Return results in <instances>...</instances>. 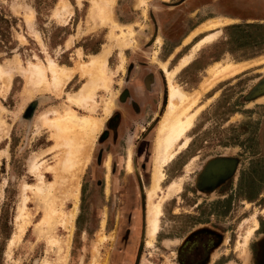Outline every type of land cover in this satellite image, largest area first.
I'll return each mask as SVG.
<instances>
[{
	"label": "rangeland",
	"instance_id": "374dc122",
	"mask_svg": "<svg viewBox=\"0 0 264 264\" xmlns=\"http://www.w3.org/2000/svg\"><path fill=\"white\" fill-rule=\"evenodd\" d=\"M92 1L0 0L6 21L0 26L9 31L2 39L11 45L0 50V65L11 75L7 85L0 82V264H177L183 236L214 228L225 233L214 261L252 264L264 242V204L246 201L258 193L264 201V0H113V24L100 25L90 11L104 1ZM210 33V42L193 49ZM103 52L108 86H98L85 107L68 101L88 81L80 71L60 94L48 82L33 89L27 83L30 64L50 59L75 68ZM225 63L246 66L212 81V67ZM170 84L198 96L187 112L190 128L162 167L152 202L173 190L161 202L151 237L147 196ZM68 110L99 125L83 143L84 165L75 176L62 167L67 147L46 124ZM194 135L199 138L191 142ZM193 150L201 153L191 161ZM217 154L238 158L234 185L212 191L192 185ZM256 219L263 230H255Z\"/></svg>",
	"mask_w": 264,
	"mask_h": 264
},
{
	"label": "bare ground",
	"instance_id": "6f19581e",
	"mask_svg": "<svg viewBox=\"0 0 264 264\" xmlns=\"http://www.w3.org/2000/svg\"><path fill=\"white\" fill-rule=\"evenodd\" d=\"M96 1H92L93 4ZM103 1H104L103 3L100 1L102 4H96L95 3L94 5H92L91 11H90V16L93 19L95 25H97V24L100 25V24H104L106 21H111V19L109 17L110 16L109 15V13H110L109 7H110V4L112 3L113 0H103ZM63 8H67V4H65V2H63ZM107 14H108V16H107ZM104 16L106 19L103 18ZM110 23H112V21ZM110 23H108V24H110ZM210 25L211 24L205 25L204 27L202 26L203 27L202 29L203 30L208 29L210 27ZM214 36H215V34H213V33L205 35L196 44V46L193 49H195L198 45H202L204 43L210 42L214 38ZM126 38H127L126 35L125 36L122 35V37L120 36V39L123 40L124 42H125V40H127ZM188 40H189V38L186 41H188ZM193 52L194 51L192 50L189 53V55H187L181 59L176 70L180 69L182 66H184L185 64H187L191 60V58L193 56ZM250 63H252V62H250ZM250 63H248V64H250ZM105 65H106V53L103 52L97 56L95 55L91 60H89V62L87 64H81L80 66L75 67V68L59 66L54 61L49 59L46 64H42V63L30 64L24 73L27 75V83L32 86L31 89L37 88L38 86L46 84L48 82L49 85L56 92L59 93L62 90V88L66 85V83L71 79L73 74L77 71H80V73L82 75H85L88 77V81L86 84H84L79 89L78 96H68V101L70 102V104L85 107L88 105V104L86 105L87 101L92 99V96L94 95V91L96 90V88L98 86L101 85L102 87H105V89L108 86V85L106 86V84L104 83V76L103 75H104V71H105L104 70ZM216 65H214L215 67H212V69L210 70L212 73L211 74L212 75V81H216V80L223 78L227 75L237 73V72L241 71L246 66V64H241V63H238V64L225 63V64H220L218 66H216ZM5 68L6 67H2L0 65V80H1L0 82L2 84L5 83L7 85L6 82H8V80L10 79L9 76H11V75L8 73V70H6ZM168 75H169V79H171V76L173 75V73L171 74L168 72ZM210 82H211V80H210ZM208 84H206L205 86L202 85V88L204 89V87H206ZM194 96L195 97H190L185 92L180 90L178 86L170 84L169 102H168V106H167V111H166L164 117L162 118V121L160 122L157 137L155 140V151H156V157L154 158L155 167L153 166L154 167L153 181H152L151 189L149 190L148 196H147V198H148L147 233L151 237H153L158 232L159 217L161 215V202H162V200H164V197H167L170 195L171 191L173 190V187H169L167 189L165 196H163L161 194L159 196H157L158 197L157 202H152V198L156 195V192L159 190V186H160L159 183L163 178V173L161 171L162 167L167 162L171 161L172 158L174 157L175 153L172 151V147H173L174 143L181 136L184 135V133L190 128V126L192 124L193 115H189L187 112H188L189 108L196 102L198 93H196V95H194ZM109 103L110 102L108 100V103L106 105L107 108L110 107ZM100 119H98V120H100ZM46 124L51 129L55 130L56 136L61 138V140L63 141V144L67 147V149L65 150V155L63 156V159L61 160L62 161V167H64V169L66 171L71 173V175L75 176L76 173L79 172V170H80V172L82 171L83 167L82 166L79 167V165L81 163L84 165V161L81 162L83 160V157H82V159H78L79 153L82 152L81 148L83 146V143L87 142V140H90L91 134L99 126L98 122L96 120L78 115L74 111L68 110L62 116H58L57 118H55L53 120L47 119ZM79 138H80V140H79ZM187 142H188V140L185 139V141L182 143V145L179 148L186 146ZM90 146L88 148H90ZM80 149H81V151H80ZM87 151H89V150H87ZM80 154L83 155L84 153H80ZM85 162H86V159H85ZM32 168H33V170H37L38 166L36 164H34ZM77 184H78V181L76 182V185ZM72 185H73V182H72ZM30 187L31 186L26 185L23 188V192ZM33 189L35 191L41 192L43 194V188L42 187L36 186ZM50 190H51V188H47V191L50 192ZM74 190H75L74 191L75 194L73 193V191H72V193L74 194L73 198L76 202L78 200V190L77 189H74ZM42 196H44V195H42ZM75 210H76V203L74 204L73 210L70 214L71 221L74 218ZM51 212H53L52 209H51ZM13 244H14V239H11L9 242V248H11Z\"/></svg>",
	"mask_w": 264,
	"mask_h": 264
},
{
	"label": "flooded vegetation",
	"instance_id": "af4514ba",
	"mask_svg": "<svg viewBox=\"0 0 264 264\" xmlns=\"http://www.w3.org/2000/svg\"><path fill=\"white\" fill-rule=\"evenodd\" d=\"M199 136L194 135L191 138V142L194 139H198ZM205 140V139H202ZM208 144V143H206ZM204 152V151H203ZM201 150H193L191 161L195 157H199L198 154ZM204 155V154H203ZM239 160L236 157H228L226 155H213L210 159L203 164L201 170L197 173L196 178L192 185H197L198 188L206 191H212L213 189L225 190L232 183V179L235 175ZM235 185H244L243 182L238 181ZM239 191L235 194L236 198H239ZM241 197V196H240ZM262 195L257 194V197H248L246 201H249L252 205H262ZM240 202V200L238 201ZM241 204L243 203L240 202ZM233 205V203H232ZM197 206V205H196ZM196 223H199L198 221ZM195 223V224H196ZM255 230L261 229V221L256 219ZM184 239V240H183ZM183 240V241H182ZM225 241V233L223 230L214 229H201L194 231L188 235L185 239L180 240V243L176 246V262L177 264H220L224 263L227 258L223 256L218 257L215 261V255L217 251L221 249ZM253 253L252 264H264V242L261 243L258 249Z\"/></svg>",
	"mask_w": 264,
	"mask_h": 264
},
{
	"label": "trees",
	"instance_id": "16d2710c",
	"mask_svg": "<svg viewBox=\"0 0 264 264\" xmlns=\"http://www.w3.org/2000/svg\"><path fill=\"white\" fill-rule=\"evenodd\" d=\"M0 20L3 21L2 23H6L3 16H0ZM8 32L9 31L6 29V27L0 26V50L4 49V50L8 51L11 48V45H8L7 40L3 42V39H2V38L7 36Z\"/></svg>",
	"mask_w": 264,
	"mask_h": 264
}]
</instances>
